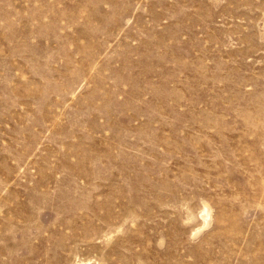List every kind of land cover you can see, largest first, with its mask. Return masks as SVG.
<instances>
[{
	"label": "rangeland",
	"instance_id": "374dc122",
	"mask_svg": "<svg viewBox=\"0 0 264 264\" xmlns=\"http://www.w3.org/2000/svg\"><path fill=\"white\" fill-rule=\"evenodd\" d=\"M0 264H264V0H0Z\"/></svg>",
	"mask_w": 264,
	"mask_h": 264
}]
</instances>
